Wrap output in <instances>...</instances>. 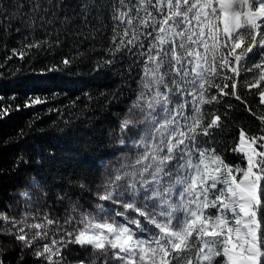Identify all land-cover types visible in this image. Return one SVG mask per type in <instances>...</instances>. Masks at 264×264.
<instances>
[{
  "label": "snow or ice",
  "instance_id": "1",
  "mask_svg": "<svg viewBox=\"0 0 264 264\" xmlns=\"http://www.w3.org/2000/svg\"><path fill=\"white\" fill-rule=\"evenodd\" d=\"M13 31L20 46L5 62L38 63L67 47L33 69L43 76L99 51L92 71L114 70L134 98L108 132L118 155L100 182L69 177L50 188L33 177L63 215L31 204L19 218L0 212V236L37 264H264V0H0V32ZM241 84L256 90L257 111ZM228 98L260 122L259 133L237 124ZM45 103L29 95L24 107Z\"/></svg>",
  "mask_w": 264,
  "mask_h": 264
},
{
  "label": "trees",
  "instance_id": "2",
  "mask_svg": "<svg viewBox=\"0 0 264 264\" xmlns=\"http://www.w3.org/2000/svg\"><path fill=\"white\" fill-rule=\"evenodd\" d=\"M70 2L76 4L78 0ZM105 22H108L107 18ZM20 39L15 31L10 34L0 32V64H5L0 68V110L9 108V114L0 117V212L5 213L9 211L13 194L27 184L28 178L35 177L50 188L64 183L69 177H88L99 183L104 170L102 161L113 155L108 132L117 127L120 116L131 103L130 97L134 98L114 70L92 71L96 60L103 55L99 51L74 64L70 71L43 76L34 74L33 69L39 71L58 62L68 53L67 47L41 56L38 63L31 58L24 61L13 58L5 62L11 55L10 50L20 46ZM128 83L132 84L131 81ZM118 88L122 91L117 99H112L111 93ZM239 90L253 111H257L256 90L249 94L243 84ZM85 93L91 94L93 99L89 100ZM101 93L108 95L102 97ZM53 94L58 96L53 98ZM29 95L46 98L47 103L25 108ZM228 103L238 110L234 113L237 124L251 133H259L260 122L244 111L239 101L228 98ZM235 139H238V129L234 126L225 136L224 147H234ZM226 154L232 163L240 162L239 155ZM83 196L87 202L91 193L84 192ZM40 198L46 209L52 207L56 213L64 211V207L52 199L45 205L41 194ZM0 259L3 264H36L30 255L21 253L18 246L7 244L3 236H0Z\"/></svg>",
  "mask_w": 264,
  "mask_h": 264
},
{
  "label": "rangeland",
  "instance_id": "3",
  "mask_svg": "<svg viewBox=\"0 0 264 264\" xmlns=\"http://www.w3.org/2000/svg\"><path fill=\"white\" fill-rule=\"evenodd\" d=\"M111 142V140L109 141ZM111 144V147H112V142L110 143ZM112 150H113V157L115 159V156L118 155V152H116L113 147H112ZM114 159H111V160H114ZM110 160H105V161H102V165L104 166L105 164H107ZM104 169V168H103ZM33 178H28L27 180V184L15 191V193L13 194V199H12V203H11V206L9 208V211L7 213V215L9 216H16L17 218L20 217V214L22 211H24L25 209V205L26 204H31V207L28 209L29 211H35L37 208H39L41 211H45L46 208L44 207L42 201H41V198L38 199V197H40V188L38 187H35L34 185H32L30 183V181H32ZM23 191H29L30 192V196H31V199L30 201L19 195V193L23 192ZM60 214L61 216L63 215V211L61 213H58ZM29 222H32L31 220ZM0 224H2V222H0ZM4 237V240L7 242V244H14L16 246H18L20 249L22 248V245L19 244L18 242H16L14 239H9L7 238L6 236H3ZM78 251V249H74L73 252L70 254V256H74L76 254V252ZM24 253L30 255L36 262L37 264V261L33 255V253L31 251H25Z\"/></svg>",
  "mask_w": 264,
  "mask_h": 264
}]
</instances>
